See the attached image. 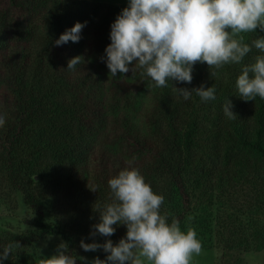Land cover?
<instances>
[{"label":"trees","instance_id":"1","mask_svg":"<svg viewBox=\"0 0 264 264\" xmlns=\"http://www.w3.org/2000/svg\"><path fill=\"white\" fill-rule=\"evenodd\" d=\"M125 7L98 0H0V115L6 119L0 171L34 214L32 230L0 232V251L18 241L21 247L12 254L25 252L59 236L82 264V239L117 244L126 236L124 225L115 226L111 237L90 236L99 222L95 210L113 200L108 180L135 167L164 196L161 213L169 223L179 220L182 231L196 205H232L238 212L224 211L215 221L227 261L241 264L244 252L264 249V224L258 221L264 214V99L245 102L236 80L262 53L253 47L240 64L219 70L197 63L190 84L156 87L139 68L113 77L105 48ZM76 22H87L79 42L56 46ZM261 36L259 30L244 34V42ZM76 56L84 61L67 70ZM201 84L215 86V100L202 102L193 93L185 101L173 89ZM226 99L234 120L224 115ZM238 193L255 215L249 221L235 203ZM49 203L52 222L46 220Z\"/></svg>","mask_w":264,"mask_h":264},{"label":"clouds","instance_id":"2","mask_svg":"<svg viewBox=\"0 0 264 264\" xmlns=\"http://www.w3.org/2000/svg\"><path fill=\"white\" fill-rule=\"evenodd\" d=\"M86 23L76 22L66 29L55 45L78 43ZM257 30L264 33V0H129L111 24L105 62L113 77L139 68L156 87H167L170 81L190 84L197 63L217 70L240 64L254 47L262 54L243 67L236 88L245 102L264 99V36L251 45L244 42V34ZM83 61L81 56L70 59L67 70L77 69ZM173 89L185 101L193 93L202 102L216 99L214 85ZM222 107L228 119L237 118L231 100L226 99ZM5 122V116L0 115V127ZM108 185L113 200L103 207L97 205L99 222L92 226L90 236L111 237L118 225L126 226V236L115 245L111 239L104 243L94 239L85 243L82 239L80 247L85 252L102 249L107 253L105 259L96 257L90 264H191L193 256L201 254L203 246L196 231L191 227L182 231L177 219L169 223L168 216L161 213L164 196L153 191L137 168L119 171ZM20 247L18 241L3 247L0 264ZM77 260L61 243L55 254L40 259L38 264H77ZM79 260L87 262L86 257Z\"/></svg>","mask_w":264,"mask_h":264},{"label":"rangeland","instance_id":"3","mask_svg":"<svg viewBox=\"0 0 264 264\" xmlns=\"http://www.w3.org/2000/svg\"><path fill=\"white\" fill-rule=\"evenodd\" d=\"M98 1L125 6H128L129 2V0ZM3 173V171H0V232H25L32 230V219L34 216L32 210L26 205L21 192L13 189L8 184ZM242 200V193H238L236 195V205H241ZM240 207L242 208L239 213L243 214L245 220L249 221L255 216L250 213L245 203ZM233 209L236 210L226 202H218L214 206L205 203L195 206L193 212L187 218L186 225L187 229L191 227L196 231L197 238L201 241L203 247L200 255L193 256L191 264H236L232 261L228 262L226 259L223 251L224 236L220 233L215 221L216 215H221L224 211ZM46 220L49 222L55 221L51 203L47 204ZM96 220V218H93L94 222ZM93 221H90L89 227H91ZM258 221L260 225L264 224L263 213L258 216ZM80 229L83 230V227ZM86 235L84 232L81 234V236L85 237V240ZM89 241L88 239L86 242L89 243ZM61 243L64 242L59 236H47L43 240L30 245L25 252L11 254L8 260L3 261V264H38L40 259L48 258L55 254L57 247ZM79 251L80 257H86L88 264L94 258L99 257L98 251L85 252L82 248ZM243 259L241 264H264V249L244 252Z\"/></svg>","mask_w":264,"mask_h":264}]
</instances>
